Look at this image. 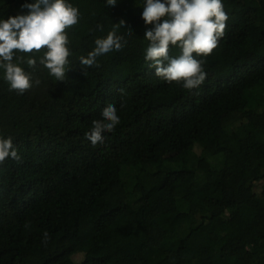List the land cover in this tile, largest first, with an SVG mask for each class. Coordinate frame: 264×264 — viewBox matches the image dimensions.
Here are the masks:
<instances>
[{
	"label": "trees",
	"instance_id": "16d2710c",
	"mask_svg": "<svg viewBox=\"0 0 264 264\" xmlns=\"http://www.w3.org/2000/svg\"><path fill=\"white\" fill-rule=\"evenodd\" d=\"M31 2L0 0V17ZM70 2L64 80L25 64L20 94L0 72V136L20 156L0 164V264H264V0H223L194 90L145 61L143 0ZM120 22L124 51L81 65ZM109 104L120 124L93 148Z\"/></svg>",
	"mask_w": 264,
	"mask_h": 264
},
{
	"label": "clouds",
	"instance_id": "9594fccd",
	"mask_svg": "<svg viewBox=\"0 0 264 264\" xmlns=\"http://www.w3.org/2000/svg\"><path fill=\"white\" fill-rule=\"evenodd\" d=\"M118 3L106 0L110 9ZM22 8L27 12L0 17V72L9 89L20 94L32 87L31 75L22 66L25 64L35 67L39 62L50 76L64 80L71 55L66 29L80 20V11L70 0H32ZM142 9L145 25L152 26L144 36L148 42L144 59L154 74L169 84L181 83L188 90L199 88L207 73L197 57L211 54L225 33L229 17L223 0H143ZM118 25L106 39L95 40L93 50L80 57L81 65L91 68L98 60L124 51L126 42L117 33H132L123 22ZM170 47L178 48L179 55L170 56ZM119 124L117 108L109 104L84 139L93 148L103 145L106 134ZM6 159L19 160L20 156L13 138L0 136V164Z\"/></svg>",
	"mask_w": 264,
	"mask_h": 264
},
{
	"label": "rangeland",
	"instance_id": "374dc122",
	"mask_svg": "<svg viewBox=\"0 0 264 264\" xmlns=\"http://www.w3.org/2000/svg\"><path fill=\"white\" fill-rule=\"evenodd\" d=\"M129 171V170H128Z\"/></svg>",
	"mask_w": 264,
	"mask_h": 264
}]
</instances>
